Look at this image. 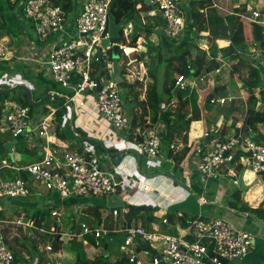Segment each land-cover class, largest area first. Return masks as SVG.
<instances>
[{"label":"built area","instance_id":"1","mask_svg":"<svg viewBox=\"0 0 264 264\" xmlns=\"http://www.w3.org/2000/svg\"><path fill=\"white\" fill-rule=\"evenodd\" d=\"M57 1L26 0L23 2L24 17L22 19L32 24L38 40L32 44L38 48L27 46L26 51L22 50L24 46L21 36L24 37L25 33L16 37L14 40H17L16 42L12 41L11 38H14L12 36L6 38L0 36V62L24 63L25 66H31L36 73L43 71L46 77L58 83L62 88L72 89V95L55 90L50 91L51 98L55 95L61 97L67 95L68 102H64L63 106L71 104L77 96L94 92L99 112L111 123L113 129H116L115 132L121 131L126 137L128 136L127 140L123 139L120 142L130 143L132 146L125 144L121 146L120 142H116L114 148L112 143L101 144L95 141L96 139L81 137L73 126V121L69 120L65 114L61 120L62 127L71 129L75 137L73 140L76 141H72L71 145L64 144L54 147L51 139V122L54 116L51 117V115H54L56 110L38 121L37 116L33 115L31 106L0 99V132L10 135L8 141H2L11 142L20 134H23L24 138L33 131L37 132L40 138L45 137L46 139V145L43 146L44 152L37 160L20 165L10 164L6 159L0 161V173L6 169H13L29 174V179L21 175L0 178V200L31 196L32 189L36 187H44L47 191L58 195L60 199L91 198L92 196L106 198L113 194L123 198L120 187L126 179L122 177L121 168H118V165L114 166L113 171L104 163L105 159L112 156L109 151L114 149L122 152L131 147L140 156L155 158L161 152L165 124L161 121L151 122L149 120L145 126L140 124L134 126L133 115L125 108L120 85L110 65L108 64L110 68H108L109 73L105 80L102 77H93L92 72L94 71L93 64L100 59V55L102 54L103 59L106 57V52L112 51L113 46L118 44L120 53L126 57L119 65L126 71L124 74L127 80L130 82L143 81L148 73L146 70L143 71L145 62L133 56L142 50V45L137 42L135 46H130V36L134 31L132 22L123 24L121 30L126 43L119 41L115 43L112 40L109 33V13L112 0H80V5H78L79 0H72L75 2V10L71 12L64 8L62 2ZM218 1L211 0V6L225 13L223 16L235 14L252 22L257 21L264 26V4L262 2H255L257 6L253 8L248 4L246 11L238 12L236 10L241 7V4H235V9L230 10ZM137 7L141 8L142 2ZM149 8L144 11L145 15H141L143 24L146 23V17L160 16L163 20L162 30L166 36L179 38L183 34L189 20L180 0H151ZM249 11H251L250 14ZM72 13H76L73 19L71 18ZM103 40H108L107 45L103 46ZM26 42L29 41L26 39ZM47 43H51L50 49H39ZM255 45H258L257 42ZM128 48L132 50L128 51ZM221 59H223L222 56H219L218 60ZM14 70L13 74L1 75L0 87L26 86L32 91L34 85L26 82L28 78L22 72ZM188 70L189 74L191 72L194 76L191 66H188ZM215 71L218 73L221 68ZM206 73L209 74V71ZM194 77L201 81L204 80V76ZM98 78L101 82L99 91L97 90ZM187 78L186 74L180 75L176 84L184 89L187 86L191 87ZM230 101V95L210 99L211 104L220 105H225ZM85 103L84 100L80 101L81 105ZM74 107V104H71L69 112L70 110L74 112ZM245 117H247V109ZM249 130L254 132V136L243 130L234 132L227 139L215 136L207 147H202L198 172L203 186H206L210 179H214L223 166L235 159V154L241 152H244L243 155L249 154L247 155L249 164L264 186V139L260 138V133L257 134L252 128L249 127ZM205 136L210 138L211 135L206 132ZM15 149L16 145H13L10 153L14 155ZM102 152L103 155H99ZM13 158L16 159L15 155ZM17 161L24 160L19 157ZM31 179L34 184H31ZM136 185L148 194L159 192V189L154 188L150 183L140 181ZM40 194L39 192L38 195ZM200 197L201 200H206L204 196ZM109 208L111 215L114 217L119 215L118 207ZM83 209L84 206L76 208L73 212L76 211L78 215L83 216ZM2 211L3 207L0 204V264H13L15 259V250L7 234L10 224L23 226L25 229L35 228L53 236L56 234L54 229L47 230L43 226H37L34 219L19 217L12 220L5 217ZM123 211L126 213L127 209L124 207ZM51 215L60 217L61 212L54 209ZM105 218L102 217L103 221L100 224L84 221L79 223L81 225L79 232L77 231L79 224L76 223V230L70 237L82 241L84 245L92 243L94 247L104 249L105 245L108 246L107 242H114L115 234L122 231L125 236L119 245V251L126 261L121 264H229L232 260L245 259L255 245V236L252 232L236 227L224 216L204 218L199 215L188 227L183 228L184 234L181 235L160 233L158 228H155L156 231L147 230L139 222L131 223L120 230L112 229L105 225ZM169 222L168 217H163L162 223L167 225ZM88 237H92L94 241L90 242ZM143 241L148 243L149 248H144ZM47 249L53 250V245H48Z\"/></svg>","mask_w":264,"mask_h":264},{"label":"trees","instance_id":"2","mask_svg":"<svg viewBox=\"0 0 264 264\" xmlns=\"http://www.w3.org/2000/svg\"><path fill=\"white\" fill-rule=\"evenodd\" d=\"M26 0H0V35L6 36L11 35L12 37H19L20 34L23 33L25 29V22L22 19L24 17V6L23 2ZM62 2L64 8L67 11H74V4L72 0H58L57 2ZM142 2V7L138 9V4ZM189 13L191 16V20L187 23V34L179 41L180 43L175 48L173 54L165 59L162 57V54L157 55V63L153 68H150L147 76H150L151 82L146 86V93L145 99L140 102V105L144 108V112L141 115H138L137 112L129 110L130 113L133 115V125H146V120H144V116L149 113L150 121L151 122H158L161 121L165 124V134L163 138V143L165 142L167 145V156L168 158H173V160L178 164L180 163L184 157L186 152L189 151L188 142H189V130L191 123L196 120L201 119V108L199 106V93L197 89L187 86L184 88H179L176 95H174L173 90L177 86V78L180 75H185L186 71L188 70V66H191L193 70L194 76H199L203 70L211 71L215 68H218L220 62L218 60L219 55L221 54L222 57L228 58L230 61H235L232 65V77L234 74L240 73L241 76L244 77L242 80L245 82V86L248 88L250 92V97L248 98L246 105H247V117L244 121L242 126L243 130L246 128H252L254 131L257 130V126L259 124H264V110L257 109V103L259 98L255 95L253 89H256L261 86L262 76L260 69L250 63L246 62V58H244V54L242 50L246 48L247 42L249 40H253V27L252 21L246 19L244 17H239L235 14H228L226 16L220 15L215 8L211 6L210 0H190L189 1ZM247 6L245 5L244 8H238L236 11H246ZM150 8L144 4V0H112L111 11L113 12L116 21L118 24H127L131 21L134 22V31L132 33V42L130 46H135L137 43V39L142 35L144 36L146 33H153L156 28H161V17H148V22L144 25L141 24V28L137 26V18L139 17L140 21V11H147ZM17 10V12L15 11ZM204 10V11H202ZM207 10V12H206ZM15 11V12H13ZM12 20L17 24L20 23L19 26H14L11 24ZM142 20V18H141ZM136 23V24H135ZM32 27V24H30ZM209 36L204 35L202 33L208 32ZM18 32L20 33L19 35ZM145 32V34H144ZM249 32H252L251 37L248 36ZM195 34L197 38L203 39L207 38L210 39L209 50L200 49L199 46L196 47L197 53L194 54L191 50L192 45L194 44L192 34ZM165 35V34H164ZM122 36V33H121ZM165 37H168L165 35ZM195 37V36H194ZM169 38V37H168ZM228 39L230 41V45L226 47H219L216 39ZM145 41V40H143ZM144 44V43H141ZM258 45L264 48V41L257 42ZM153 45V44H152ZM158 45L152 47L151 50L148 49V52L152 53L158 50ZM156 47V48H155ZM155 48V50H154ZM195 48V45H194ZM132 49L130 48V51ZM182 50V51H180ZM153 52V53H154ZM150 56H153L152 54ZM166 62L164 73L165 79L163 82V91H164V98H161L159 95V79H158V71L160 65ZM20 64V63H19ZM16 66L15 69L19 70L23 73L28 79L35 78L40 83H48L46 93L42 96L44 97L50 91L55 90L61 93L63 92L64 88H62L58 83L53 81L52 79L46 77L44 72H34L31 66ZM94 71L92 72L93 77H101L96 74V71L99 67L106 68L108 67V63L106 62V57L102 60L95 61L93 64ZM4 68V67H3ZM245 70L246 72L242 74V71ZM109 71V70H108ZM106 72L107 75L109 72ZM244 72V71H243ZM34 75V76H33ZM121 75L124 77V71L121 70ZM191 75H188V77ZM59 85V86H58ZM121 86L129 87V82L125 79ZM60 87L62 90H60ZM216 93L219 92L218 89L215 90ZM3 94H0L2 96ZM5 95V94H4ZM138 98H139V94ZM59 98H63L59 95ZM54 96V97H55ZM42 97L38 98L37 100H41ZM53 97V98H54ZM211 95L208 97V102H210ZM17 101L22 105H29L34 111V105L31 104L28 100V95L22 91L17 90ZM173 99H177V104L173 103ZM52 101L51 98L44 102L45 104L42 108L44 115H48L51 111L49 108L46 107L47 102ZM166 104V108L163 109L164 105L161 106V102ZM64 104V103H63ZM60 104L58 107V111L55 112L57 115V119L63 114L62 105ZM36 108H41L39 105ZM140 120V122H138ZM239 121L238 118L233 119V122ZM80 132L81 137H87L84 133L85 131L82 129H78ZM55 135L62 140H70L69 135L66 134L64 128L61 127L60 123L58 122L56 129L54 130ZM228 132L227 127H223L222 133L225 136ZM260 137V136H259ZM261 138V137H260ZM264 139V136H262ZM94 140V139H93ZM99 142L98 140H95ZM0 143H4L0 141ZM179 143H182L184 146L183 150L176 153L174 152L175 146ZM36 151V155L38 156L39 153L37 152V147H33ZM244 154V152L239 153V157L237 159H233L231 164H234L236 161H239L240 157ZM247 154V153H246ZM249 155V154H247ZM39 157V156H38ZM227 166V165H225ZM237 168V167H236ZM25 179H28L26 174H21ZM242 192L237 190L233 195V201L231 200V206L238 208L242 211H245L249 215H255L258 218H264V208L262 206L257 208H252L246 201L242 199ZM127 212H122V208L119 209V215L114 217L113 215H109L105 218L104 222L105 225L109 228L114 229L115 227H119L121 223L123 226L127 227L131 223H138L140 222L147 230H149L153 223L157 220V216L155 215L156 211L159 209L157 207H153L151 205H134V204H127ZM103 208V204H92L85 210V217L90 223L92 224H100L103 219L101 215V210ZM51 213H46L45 210L41 211H30L28 217L35 218L37 226H41L44 224L46 220V216L49 217ZM94 217L96 220L91 221L89 218ZM196 216H188L186 214H182L179 216L180 225L183 228L188 227ZM264 220V219H263ZM116 225V226H115ZM76 224H71L70 228L72 230H76ZM164 226V223H163ZM124 227V228H125ZM38 232V231H37ZM90 242H93L92 237H88ZM123 238L121 239V241ZM71 250L76 252L77 260L80 264H85L87 255L85 253V246L82 241L77 239L70 240ZM108 244V251H110V244L111 242H107ZM53 245L55 250H60L62 243L61 240L54 238ZM101 260L104 264H121L122 262L126 261L123 258L116 262H110L109 255L106 256L103 253ZM25 263L27 264V260L25 256H22L17 251L15 252V259L13 264H20ZM96 261H91L89 264H96Z\"/></svg>","mask_w":264,"mask_h":264},{"label":"rangeland","instance_id":"3","mask_svg":"<svg viewBox=\"0 0 264 264\" xmlns=\"http://www.w3.org/2000/svg\"><path fill=\"white\" fill-rule=\"evenodd\" d=\"M181 4L183 5V7L185 8L186 14H187V18L188 20H191V16L189 13V3L188 1L190 0H180ZM231 1V0H230ZM78 5L81 4L80 0L78 1ZM255 2H262L264 4L263 0H248L247 2H243L240 3L241 4V9L244 8V6H248V4H250V7H256L257 3ZM220 4H227L229 3V8L230 10L235 9L234 5L235 3H239V2H219ZM247 10V8H246ZM17 12V10H15ZM13 11V12H15ZM72 11V10H71ZM70 11V12H71ZM251 13V11H249V14ZM142 16L145 15V12L142 11L140 13ZM225 14V13H222ZM141 15H140V21H139V17L137 18V26H139V28H141V24H143L142 20H141ZM76 16V13H72L71 14V18L73 19ZM133 23L134 26V22L131 21ZM148 22V17H146V23ZM189 22V21H188ZM128 24V23H127ZM136 24V23H135ZM163 24V23H162ZM162 24H161V28H156L153 33H149V34H145L144 32V36H140L137 39V42L140 43H144L141 44L142 45V50L139 53H135L133 56L137 57L138 60H142L145 62V67L147 69L153 68L157 63V55L158 54H162V57H165V59H167L168 57H170L175 48L178 46V44L180 43L179 41L187 34V28L184 30L183 34L179 37V38H171V37H165L164 32L162 30ZM144 25V24H143ZM21 33V32H20ZM18 32L19 35L20 34ZM24 37L21 36L23 38V49L24 51L27 50V46H31L33 48H38V46L33 45L37 40V34L35 33V31L33 30V28L30 26V23L25 22V29L23 31ZM204 34V33H202ZM252 32H249L248 36L251 37ZM21 35V34H20ZM193 41L194 44L191 47V50L194 54L197 53L196 51V47L199 46L200 49H206L209 48V40H207V38H203V39H199L196 37V35L193 33ZM205 35V34H204ZM1 36V35H0ZM7 36H11V35H6V36H2L4 38H6ZM20 37V36H19ZM16 37L11 38L13 42ZM27 41L29 42H26ZM130 40L132 42V35L130 36ZM145 40V41H143ZM255 40L253 39L252 41L249 40L247 43L251 44V46H253L250 50L246 47L242 50L243 54H244V58H246V62L253 64L255 63V65H257L258 63L256 62V60L258 61L259 58L262 59L264 61V53L262 54V47L260 45H255ZM119 42L120 43H126L124 38L122 36H120L119 38ZM130 42V43H131ZM33 43V44H32ZM108 40H103V46L107 45ZM153 44V45H152ZM156 44L158 45V50H156L154 53L152 52H148V49L151 50L152 47L156 46ZM195 45V48H194ZM115 46V45H114ZM113 46V48H114ZM51 47V43H47L45 46L40 47L39 49H45L48 50ZM112 48V49H113ZM156 48V47H155ZM154 48V50H155ZM209 50V49H208ZM182 51V50H180ZM106 62L110 65L111 70L114 72L115 69L118 68H122L119 63L121 62L122 59H125L126 57L119 52L118 56H114L113 55V51H107L106 52ZM153 56H150V55ZM221 55V54H220ZM219 55V56H220ZM228 59V58H227ZM229 60V59H228ZM126 61V60H125ZM230 61V60H229ZM23 62V61H22ZM0 83H1V75L2 74H13L15 72V65L16 66H20L23 68V66L21 64L24 63H20L18 61H15L13 63H4V62H0ZM165 65L166 62H163L160 65L159 71H158V79H159V95L161 98H164V91H163V82L165 79V73H164V69H165ZM231 65H233V63L231 62ZM4 67V68H3ZM110 67H99L96 71V74H98L99 76L102 77L103 80H105L106 75H107V71L109 70L108 68ZM124 72H126L125 70H123ZM205 73V75H207L208 73H206V70H203ZM202 71V72H203ZM109 72V71H108ZM201 72V73H202ZM34 76V75H33ZM6 77V76H5ZM194 77V76H193ZM27 83H31L32 85H34V89L32 90V98L34 101H38L37 99L42 97L45 93H46V89L48 86V83H40L37 79L35 78H31L28 79V81H26ZM130 86L126 87V86H120V90L122 92V95L124 97V104H125V108H127V110H131L134 112H137L138 115H141L142 112H144V108L140 105V102L142 100L145 99V93H146V86L148 84H150L151 82H153V80H151L150 76H146L145 79L143 81L140 80H136L135 82H130L128 81ZM188 82V81H187ZM5 83H3L4 85ZM235 84V82H234ZM245 83H243L241 90H243V92L245 93V97L246 99L243 97V95H241L242 97H237L236 101H239L238 99L240 98L241 102H242V108L244 109L241 113H237L238 111H235L234 114H237L238 118H241L244 120L245 118V112L247 109V105L246 102L248 100V98L250 97V92L249 90H247L246 86L244 85ZM59 86V85H58ZM60 90H62L60 87H58ZM261 89H264V79L262 78L261 81ZM22 92L25 93L24 90H22ZM63 92H65L67 95H72L73 94V90L72 89H64ZM237 95H239V89H237ZM248 93V94H247ZM139 94V98L138 95ZM264 94V90L261 91V95H259L258 98L262 99ZM47 95V94H46ZM45 95V96H46ZM67 95L63 98H59L58 96H55L54 98H51V102L48 101L46 107L49 108V110L52 112L53 110H56V112L58 111V107L60 104H63L64 102H68V98ZM44 96V97H45ZM42 97V99L44 98ZM17 91L13 90L9 93H6L3 96H0V99L3 101L9 100V101H17ZM89 99L92 100H96V94L94 92H87L85 95H80L77 96L74 101L71 102V104H74V112L69 109L71 108V104H69L68 106H61L62 107V111L63 114L60 116L59 119H57V115L56 113L54 114V118L53 121L51 122V128L54 131L57 127L58 122L61 124V120L63 115L67 114V118L69 120L73 121V126L75 127V129L78 131V129H82L78 126H81V121L84 118V112L81 109V104L80 101L84 100L86 101V103L89 101ZM40 101V100H39ZM245 101V104H244ZM177 99H173V103L177 104ZM259 102V100H258ZM229 103V102H228ZM238 103V102H237ZM45 103L40 104L41 108H36L39 105H34L35 109L33 111V115L37 116L36 114H42L40 116H44L42 111V108L44 106ZM239 104V103H238ZM164 105V102H161V106ZM259 105V104H258ZM206 107L210 106L214 109L222 107V105L220 104H213L210 105L208 101H206ZM226 106V104L224 105V107ZM228 106V105H227ZM226 106V107H227ZM167 106L166 104L164 105L163 109H165ZM209 107V108H210ZM83 113V115H82ZM98 116L100 117L99 119L96 120H100L101 122H108L104 116L102 115V113H98ZM5 117L3 116V120L5 121ZM145 120V119H144ZM138 122H140V120H138ZM78 125V126H77ZM61 126H63V124H61ZM65 130V129H64ZM83 130V129H82ZM116 130V129H113ZM66 134L69 135V137L71 138L70 140L72 141V133L70 132V130H65ZM79 132V131H78ZM115 132V131H114ZM80 133V132H79ZM86 135H88V137L91 138V134L89 132H84ZM115 133H118L119 136H124V134H122L121 131H117ZM75 138V137H74ZM10 139V135L8 133H2L0 132V141L5 140L8 141ZM40 139V136L38 135L37 132H31L28 136H25L24 138H22L21 140H19V142L16 144V149L14 152V155L16 157V159H14L12 157V154L10 153V150L6 149L4 152H2V154L0 155V161L3 159H6L8 163L10 164H15V165H19L21 163H24V161H26L28 158L29 160L27 162H30L32 160V157H34L36 155V151L34 150L33 146H31L32 144H34L35 141H38ZM125 140H127V138H123ZM43 142L45 143V137H42ZM69 140V141H70ZM2 141V142H5ZM121 146H124V142H120ZM167 145L166 143L162 141V147H161V152L159 153V156L155 157V158H148L145 155H143V159L145 160V162H147V164H156V162L161 161V163H164V160H161L162 157L160 154H166L167 155ZM124 153H122L123 155ZM99 155H103L99 154ZM121 155L118 156H111L107 159L104 160V163L107 164L111 170H115L114 166H116L117 162L119 161L122 162L121 160ZM23 158L24 161L22 162H18V158ZM117 157V159H116ZM112 159V161H111ZM150 160V161H149ZM18 163V164H17ZM158 164L155 165V168L159 167L160 170H162L163 172H165L168 169V166H157ZM187 165V164H185ZM193 166L188 167L184 169L183 164H175L176 169L172 170V172H167L166 173H170L174 176V178H172L174 181H176L179 185L181 184H188L187 187H189V191H187L189 193V197L181 199L178 202H181V204H185L187 207L186 212L190 213V211H192V213H198L197 211V193L199 195L204 196L205 198H217L219 196H213L211 194V192H214L215 190H217V195L220 194L223 190V186L226 185L224 184L226 181V177L222 178L221 183H219L218 185H216V182H212V187L209 186H203V184L199 181V176L197 175L196 178H193V173L194 171H192L193 169L197 170L198 169V164H196V162L194 161V164H192ZM107 166V167H108ZM186 167V166H185ZM196 167V168H195ZM222 170V169H221ZM174 171V172H173ZM117 172V171H116ZM157 173H161L160 171H158ZM19 174V172H17L16 170L13 169H6L3 173H0V178H8L10 176L15 177ZM162 177L165 176L163 174H160ZM154 178V176H151V178L149 179V181H151ZM199 179V180H198ZM199 181V182H198ZM233 186V185H232ZM130 187L129 184L127 185H123V189L124 191L126 189H128ZM42 190V193L45 192L46 195L43 196L48 198L50 195L52 197V199H54V201H59L57 202L56 208H58L62 214L60 217H52L49 215V217L46 216V220L43 224V228L47 229V230H53L54 228L56 229H60L64 234H63V238L61 240L62 246L60 250H49L47 249L48 245H52L53 244V240L54 237L53 235H48L45 232H42L40 230H38V232L36 231V229L30 228V229H25L23 226H19L16 224H10L8 226L7 229V234L10 240V243L14 245L15 251H17L18 253H20L22 256H25L26 260H27V264H73V262L78 261L77 260V255L76 252L71 250V243L70 240L75 239L74 237H70V235L72 233L75 232V230H72L70 228L71 224H79L81 222H87L88 220L86 218H84L83 216H80L77 214V212H73L72 209L73 207L69 206V205H65L63 204L62 200H59V198L55 195H52L54 193L51 194V192L47 191L44 187H40ZM39 187L34 188V190H38ZM124 191L121 190V194L125 200L126 203L129 204V201L127 199V192L124 193ZM233 189H228V191H226V196L225 198H229L233 201V195L234 193L231 195ZM223 193V192H222ZM141 196L140 200H150V195L144 194L143 191L139 192ZM224 194V193H223ZM145 197V198H144ZM160 197L163 198V195L158 196V199L160 201ZM76 200H80V201H84L86 204H90V202H95L97 199H102L101 196H96V197H91V198H87V197H78L75 198ZM219 199V198H217ZM221 199V198H220ZM34 202V203H33ZM0 204L2 205V207L4 208L3 214L5 216H7L8 218L14 220L17 219L19 217H23L26 218V215L29 214L30 211H37L40 209H44L47 206V203L45 205V202L43 201L42 197H17V198H13V199H8L5 200L4 198H2L0 200ZM38 204V205H37ZM104 210L107 209V206L105 204V202L102 203ZM33 206V207H32ZM126 206H128L126 204ZM88 205L84 206L83 211L85 212V210L88 208ZM194 207V208H193ZM215 208H219L217 205L214 206ZM46 212L48 211L47 209H45ZM161 210H165L163 208H161ZM221 210V209H220ZM222 211V210H221ZM166 212H168V208H166ZM187 213V214H188ZM245 213V212H244ZM171 215V212H170ZM207 216V215H204ZM220 216V214H215L213 217H218ZM224 216V214L222 215ZM205 218V217H204ZM140 224V222H139ZM125 227V226H124ZM123 228V227H122ZM156 228H158V232L160 233H166V234H180V231L176 230V227L174 226L173 223H170V225L168 227H164L163 223H162V219H158L156 220ZM151 230H155V226H151L150 228ZM125 234V233H124ZM123 238V234H115V239H117L116 242L111 243L110 245V259L114 260V258L120 254L119 251V245L122 242L121 239ZM87 247L89 248V250H87V248L85 249V253L90 254L95 256V258H100V256H102L103 253V249L101 248H96L92 245H87ZM105 251V250H104ZM89 256V255H88ZM94 258V259H95ZM91 262V260L86 259V263L85 264H89ZM80 264V262H79ZM229 264H245V260H232L230 261ZM258 264H262V263H258Z\"/></svg>","mask_w":264,"mask_h":264},{"label":"crops","instance_id":"4","mask_svg":"<svg viewBox=\"0 0 264 264\" xmlns=\"http://www.w3.org/2000/svg\"><path fill=\"white\" fill-rule=\"evenodd\" d=\"M247 1L248 0H231V1L229 0V2H239V3H235V4H240L243 2H247ZM221 2H228V0H226V1L222 0ZM225 5L227 7H229V3H227ZM206 12H207V10H206ZM217 12L220 15H223L222 12H220L219 10H217ZM11 24L14 26L20 25V23L16 24L13 20H12ZM204 34L209 36V31L204 32ZM207 40H209V43H210V39H208V37H207ZM216 42L218 43L219 47H226V46L230 45V41L228 39H224V38L216 39ZM246 47L250 50L253 46H251V44L247 43ZM263 53H264V48L262 47V54L261 55H263ZM220 56H222V55H220ZM222 58L223 59H221L219 61L220 65L218 66V68H221L220 72L217 73L215 71V69H217V68H215V69L209 71V74L205 75L204 74L205 72L203 71L200 74V76H204V80H202V81L200 79H197V77H193L192 75H190L187 78V81H188V83L191 84V87L194 86L195 89H197V91L199 93V106L201 108V119L193 121L191 123L190 130L188 133L189 142L187 145L189 148V151L186 152L184 159L179 163V164H183L184 169L187 168V166L188 167L193 166L192 164H194V161L196 162V164H199V159H201L200 150L202 149V147L205 148L208 145V143H206L204 141V138L206 137L205 136L206 132H209L210 135H215L217 138L227 139L234 132L243 131L242 126H243L245 120L238 118L237 114H234V113L230 117L225 116V114H226V112L230 106V102L226 104V106L228 105L227 107L226 106L224 107V105H222V107H219L216 109H214L210 106H209L210 108L208 106L207 107L205 106L206 101H208L207 99L210 95H211V97H228L230 95L229 88H228L229 83L232 84V88H233L237 97H242L241 95H243V97L246 99L245 93L243 92V90H241L243 83H245L244 80H242V78L244 79V77H243L244 75L241 76L240 75L241 72H240V73L234 74V77H232L233 75H232L231 62L234 64L235 61H229L224 56ZM256 62L258 63L256 66L260 69L261 76L264 79V61L259 58V60L258 61L256 60ZM254 65H255V63H254ZM121 70H122V68L117 67L115 69V74H117V73L120 74ZM144 70H146L147 72L149 71V69H147L146 67H143V71ZM243 71H242V74L246 72L245 70H243ZM234 82H235V84H234ZM260 87L253 89V91L257 97H259V95H261V91L264 90V89H261ZM216 89L219 90L218 93L215 92ZM237 89H239V95H237V93H238ZM247 90H248V88H247ZM263 97H264V94H263ZM238 100L239 101L235 102V105L238 108L237 113H241L244 110L242 108L243 107L242 106L243 101L240 98ZM209 104L213 105L210 102H209ZM244 104H245V101H244ZM81 109L84 112V118L81 121V126H78V125L77 126L82 128L85 132H89L91 134V139H96L101 144L102 143L104 144L107 142L112 143L113 147L115 148L116 146L114 144L116 142H120L121 140H123V138L128 137V136L126 137V135H124L122 137V136H119L118 133H115L113 130V127L109 121L108 122H101L100 120H96V119L100 118L98 116V113H100V112H99L96 100L89 99V101L87 103L81 105ZM257 109L261 110V111L264 110V98H262V99L259 98V102L257 103ZM40 115H42V114H37L36 119L38 121L42 120L46 117V116H40ZM49 115H51V114H49ZM82 115H83V113H82ZM52 116H54V115H51V117ZM235 118H238V120H239L236 123L233 122V119H235ZM144 119L146 120V124H147V122L150 120L149 113L144 116ZM245 119H246V117H245ZM224 126L228 128V132L225 136L222 133V129ZM64 129L70 130V132L73 133V131L71 129H68V128L67 129L64 128ZM52 132H53L52 133L53 136L51 137V139L54 142V144H52V146H54V147H57L58 145L61 146L64 144L71 145L72 141H76V140H73L74 134H72V141L71 140L69 141V140L60 139L59 137H57L55 135V132L53 130H52ZM256 133L257 134L260 133L259 136L261 138H262V136H264V124H259L257 126ZM122 134H125V133H122ZM88 138H90V137H88ZM69 139H71V138H69ZM45 145H46V140L44 143L42 138H40L38 141H35L34 144H32L31 146L37 147V152L39 153V155H41L44 152L45 148L43 146H45ZM125 145L132 146V144H130V143H128V144L125 143ZM99 148L102 150L101 146H99ZM128 148H129L128 150L126 149V150H123L122 152L114 150V149L110 150V151L108 150V151L112 153V156L113 155H115V156L121 155L120 157H121L122 162L119 163V161H118L116 165H118V168H121V174L123 175L122 177L126 180L121 185L120 190L124 191V189H123L124 184L130 185V187L125 190L127 192V199L129 201V204L151 205L153 207H157L159 209L155 213V215L157 216V220L163 219V217H168L170 219V212H171L173 220L172 221L170 220L169 224H167V225L164 224L165 225L164 227H168L170 225V223H173L174 226L176 227V230L180 231L179 235L184 234L183 227H181L180 219H179V216L182 214H186L190 217L191 216L198 217L199 215H201L205 218L213 217L215 214L216 215L220 214V216H222L224 214V217L226 219H228L229 221H231L236 227L243 229V230L250 231L255 236V245L252 248L251 252L245 257V259H244L245 264H258V263L264 264V220H263L264 218L261 219V218L256 217L255 215H249L245 211H242L238 208L231 206L230 197L225 198V196L227 194L226 191H228V189H230V188L233 189L231 195L235 191L239 190L242 192V194H241L242 199L244 201H246L252 208H257L260 206H262L264 208V186H263V183H262V180L260 179V177L257 176V174L254 173L253 169L251 168V165L249 164V159H248L247 155H243L242 157H240L239 161H236L234 164H231V162H232L231 161L228 163L227 166H223L222 170L217 174V176L214 179H210L209 182L207 183L206 186L212 187L213 181L216 182L215 183L216 185H218L219 183H221L222 178L226 177V181L224 183L226 185L223 186V190H222V192L224 194L221 192L220 194L217 195V190H215L214 192H211V194L213 196L214 195L216 197L219 196V197H217L219 199L207 197L206 200H201L200 196H202V195H199L197 193V196H199V197H197V210H198L197 212L198 213H192V211H190V210H189L190 213H188V212H186L187 206L185 204H181V202H178L181 199L189 197V193L187 191H189L190 188L187 187L188 184L186 185V184L180 183V185H179L176 181H174L172 179V178H174V176L172 174L166 173V171L172 172V170L176 169L175 164H177V163L173 160V158H168V156L166 154H160L162 157L161 160H164V159H166V160H164V163L163 162L161 163V161L156 162V164H158L157 166H159V165L160 166H168V169L165 172H163L162 170H160L159 167L155 168L156 164H147V162H145V160L143 159L142 156L138 155L136 152H134V150H132L133 148H131V147H128ZM183 148H184V146L182 145V143H179L178 145L175 146L174 152L178 153V152L182 151ZM122 153H124V154L122 155ZM38 156L35 155L34 157H32L31 161L37 160L39 158ZM239 156L240 155L238 154V156H236L235 159H237ZM116 159H117V157H116ZM28 160H29V158L26 161H24V163H27ZM111 161H112V159H111ZM24 163H21V164H24ZM185 164H187V165H185ZM158 171H160L161 173H157ZM192 171H194L192 177L196 178L198 175L199 179H200V174L198 172V169L197 170L193 169ZM21 174H27V173L19 172L18 175H21ZM160 174H163L165 176L162 177ZM27 176L29 179V174H27ZM151 176H154V178L151 181H149ZM140 181H143L145 183H150L154 188L159 189V192H149V194L144 192V194L150 195V200L141 201L140 198L142 195H140L139 192L142 190L140 189V187H138V185H136L137 182H140ZM31 184H34L32 179H31ZM32 191H33V194L30 197H32V196L33 197H42L43 201L45 202V205L47 203L46 208L41 209V211L47 209L48 211L46 213H51V211L54 209L59 210L58 208H56L57 202H59V201H57V200L54 201V199H52L51 195L48 198H46V197L43 198V196L46 194H45V192L42 193V190L40 187L37 191L34 189H32ZM125 191H124V193H126ZM39 192L41 193L40 195H38ZM52 195H55V194H52ZM160 195H163V198L160 197V201H159L158 196H160ZM55 196H57L59 198V200H62L63 204L73 207L72 211L75 210L76 208L79 209L80 207L85 206V205L90 206L92 204H102L103 202H105V204L107 206V200L104 197H101L104 200L97 199L95 202H90V204H86L83 200L80 201L78 199L76 200L75 198L60 199V197L58 195H55ZM124 202H125V200H124ZM126 204H128V203L125 202V205ZM215 205H217L219 208H215L214 207ZM161 208H163L165 210H161ZM166 208H168V212H166ZM3 211H4V208H3ZM3 211H2V214H3ZM59 212H61V211L59 210ZM122 212H124V211H122ZM61 214H62V212H61ZM85 215H86L85 212H83V217H85ZM101 215H102V217H108L110 215L109 206H107L106 210H104V207L102 208ZM204 215H207V216H204ZM50 216H52V215L50 214ZM5 217H7V216H5ZM27 218L35 220V218L28 217V215H26L25 219H27ZM89 219L91 221L96 220L94 217H91ZM87 222H89V221H87ZM41 226H43V225H41ZM152 226H155V228H156V221H155V223L152 224ZM122 227L124 228V226L120 223L119 227H115L114 229L120 230V229H123ZM33 229H35V228H33ZM54 230L56 231V234L53 237L56 238V236H57L58 240L59 239L62 240L61 235L63 232L60 229L58 230L56 228H54ZM36 231H38V229H36ZM118 234H123V238L125 236V234L122 231L118 232ZM48 235H50V234H48ZM115 240L117 241V239H115ZM116 241H114V242H116ZM9 242H10V240H9ZM111 243H113V242H111ZM11 245H12L13 249L15 250L14 245L13 244H11ZM87 245L93 246L92 243L85 244L84 246H85V249L87 248V250H89ZM53 248H54V245H53ZM103 253H105L106 256L109 255V257H110V251H108V246H107V248H106V246H104ZM103 253H102V255H103ZM86 255H87L89 260L96 261L97 262L96 264H104V262L101 260L102 256H100V258H95V256L90 255L88 253ZM119 259H122L121 253L118 254L114 258V260L110 259V262H116V261H119ZM20 264H25V263H20Z\"/></svg>","mask_w":264,"mask_h":264},{"label":"water","instance_id":"5","mask_svg":"<svg viewBox=\"0 0 264 264\" xmlns=\"http://www.w3.org/2000/svg\"><path fill=\"white\" fill-rule=\"evenodd\" d=\"M144 3L149 7L151 5V0H144ZM162 23H163V20L161 18V24ZM252 27H253V37H254L255 42L264 41V26L262 24H260L259 22H257V21H253L252 22ZM122 29H123V25L117 23L116 18L114 16L113 12L111 11L109 13V33L112 36V40L115 43H118L119 36H120V31ZM112 51H113V55L114 56H118L119 52H120V46L118 44H116L114 46V48L112 49ZM99 60H102V54L100 55V59ZM188 74H189V70L186 71V75H188ZM115 77H116V80L119 82V84L122 85V83L124 82V78L119 73H117ZM97 81H98V89L97 90L99 91L100 88H101V82H100L99 78L97 79ZM179 88H180V85L177 84V86L173 90L174 95L177 94ZM228 88H229V93H230V96H231V101H230V106H229V108H228V110H227V112L225 114L226 117H230L235 111L238 110V108L235 105L236 95H235V92H234V90L232 88V84L231 83L228 84ZM17 89L24 90L25 93L28 95L29 102L31 104H33V105H35V104L40 105V104L46 102L47 100H49L52 97V93L49 92L43 99H41L40 101L36 102L32 98L31 90H29L26 86H19ZM12 90L13 89H10V88H0V93L6 94V93L11 92ZM246 131L249 132L250 135L254 136V132L250 131L249 128H246ZM22 138H23V134H20V135H18L17 138L13 139L11 142H6L4 144L1 143L0 144V155L6 149L11 151L13 145H16L19 142V140H21ZM214 138H215V135L210 136V138L206 136L204 138V141L209 144L211 142V140L214 139ZM11 154H12V157H14L13 153H11ZM236 156H238V154H236L235 157ZM106 200H107V206H109V207L123 208L124 205H125L124 200L120 196H118L117 194H113V195L107 196ZM170 220L171 221L173 220L172 215H170ZM80 227H81V225L79 224L77 226V231L78 232L80 231ZM105 246L107 248V245H105ZM143 246L146 249L149 248L148 243L145 242V241H143ZM226 263H228L227 260H226ZM73 264H79V261H76Z\"/></svg>","mask_w":264,"mask_h":264},{"label":"clouds","instance_id":"6","mask_svg":"<svg viewBox=\"0 0 264 264\" xmlns=\"http://www.w3.org/2000/svg\"><path fill=\"white\" fill-rule=\"evenodd\" d=\"M140 12H142V11H140ZM121 25H123V24H121ZM120 36H121V31H120ZM120 36H119V38H120ZM205 50H206V49H205ZM122 70H124L123 67H122ZM114 73H115V71H114ZM124 73H125V72H124ZM120 74H121V71H120ZM188 75H189V74H188ZM115 76H116V74H115ZM121 76H122V75H121ZM122 77H123V76H122ZM115 78H116V77H115ZM123 78H124V80H125V79L127 80V78L125 77V74H124V77H123ZM127 81H128V80H127ZM118 83H119V82H118ZM119 85L121 86V84H119ZM0 88H10V87H0ZM10 89H13V90H16V91H17V90L22 91V89H17V88H10ZM13 90H12V91H13ZM29 90H30V89H29ZM31 92H32V91H31ZM0 94H3V93H0ZM3 95H4V94H3ZM3 95H2V96H3ZM38 101H39V100H38ZM35 105H37V104H35ZM48 114H49V113H48ZM44 116H46V115H44ZM51 129H52V128H51ZM245 130H246V129H245ZM52 133H53V132H52V130H51V136H53ZM211 136H212V135H211ZM87 137H88V136H87ZM45 140H46V139H45ZM4 143H6V142H4ZM4 143H3V144H4ZM53 143H54V142H53ZM124 207L126 208V205H124ZM124 207H123V208H124ZM118 208H119V207H118ZM123 208H122V209H123ZM126 209H127V208H126Z\"/></svg>","mask_w":264,"mask_h":264},{"label":"bare ground","instance_id":"7","mask_svg":"<svg viewBox=\"0 0 264 264\" xmlns=\"http://www.w3.org/2000/svg\"><path fill=\"white\" fill-rule=\"evenodd\" d=\"M128 51H130V48H128Z\"/></svg>","mask_w":264,"mask_h":264}]
</instances>
